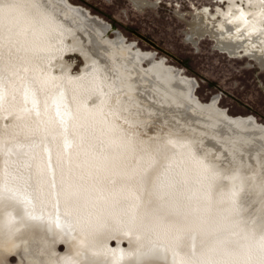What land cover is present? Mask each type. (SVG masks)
<instances>
[{
  "label": "rangeland",
  "instance_id": "rangeland-1",
  "mask_svg": "<svg viewBox=\"0 0 264 264\" xmlns=\"http://www.w3.org/2000/svg\"><path fill=\"white\" fill-rule=\"evenodd\" d=\"M151 1L158 6L141 12L132 0H65L70 18L83 11L99 22L93 41L111 51L118 80L133 82L118 94L141 83L138 57L147 56L191 81L199 104L216 97L224 118L252 120L244 130L264 139V58L258 66L187 36L194 14L207 7L217 17L233 14L238 0ZM247 2L239 4L248 9ZM4 10L14 15L0 6V17ZM22 23L0 34V264H264V151L244 156L245 135L220 136L166 113L120 118L93 138L73 137L84 125L65 128L74 125L62 102L51 104L62 122L38 109L90 61L65 54L70 75L51 87L40 82L52 51L25 44ZM153 69L159 89L167 86ZM25 85L49 91L25 104L21 118H9L10 94ZM91 116L80 119L88 126ZM105 141L108 150L93 146Z\"/></svg>",
  "mask_w": 264,
  "mask_h": 264
},
{
  "label": "bare ground",
  "instance_id": "bare-ground-1",
  "mask_svg": "<svg viewBox=\"0 0 264 264\" xmlns=\"http://www.w3.org/2000/svg\"><path fill=\"white\" fill-rule=\"evenodd\" d=\"M234 1L236 0H232V2ZM239 1L233 4V14L225 13L223 17L220 15L217 17L208 7L198 14H194L192 20L188 21L187 36L195 46L199 40L206 38L215 44L220 53L227 54L232 58H247L258 65L260 59L264 58V0H255L253 7L252 0H250L249 3L247 2L250 4L247 5L248 9L244 5L240 6ZM243 1L245 2V0ZM132 2L134 7L141 12L149 7L156 8L158 6L156 1L151 0H132ZM0 6L14 12L12 16L5 10L2 12L6 15V19L0 17V34L16 24L20 27L24 26L22 23L24 22L27 23L22 33L24 43L52 51L46 56L45 75L42 78L39 77L40 82L45 81L51 87L56 85L58 79L63 80L70 75L63 63L65 54L75 53L82 60L90 61V64L82 68L77 76L67 81L61 93L54 97L50 96L47 103L38 109L39 113H44L59 122L69 118L68 121L74 125L70 126L68 123H64L65 128H69V131L76 125H84V129L75 132L73 137L86 134L93 138L96 135L91 134L99 133V126L104 125L107 128L120 118L147 115L161 117L162 113H166L180 116L187 124H205L215 129L220 136L245 135L247 138L242 143L244 156H250L256 151H264V139L255 138L256 132L244 130L253 125L252 120L245 119L239 123L227 120L215 107L216 97L208 104H199L192 97L194 85L191 81L184 80L185 78L181 79L177 74L172 76L171 74H175V71L170 74L168 70L155 64L150 57H138L140 69L135 80L141 83L135 84L133 87L135 90H126L118 94L117 91L122 89L120 86L127 85L130 88L133 82L118 80L119 76L114 72L113 65L110 66L111 51L101 40L99 43L93 41L99 22L88 18L83 11L76 18H70L72 13L65 0H0ZM15 15L22 17V22L17 17H13ZM7 19L15 20L16 24L9 23ZM117 38L120 37L117 36ZM89 40L92 41L89 42ZM142 61L149 64V70L141 69ZM101 65L103 67H100ZM154 66L159 71L161 70L165 76V85L167 86H161V89H159L160 85L156 84V78L153 77L154 73L156 74ZM54 71L59 72L62 78H56ZM150 79L153 80L150 81ZM48 91L45 89L34 90V85H25L19 88L16 86L9 97V100L13 102L11 104L14 110L7 116H12L15 113L18 118H21L26 112L24 105L33 102L32 100L36 98H44ZM88 100L92 101V105H95L94 108H87V106H91L87 104ZM52 101L62 102L65 106L64 113L67 115L65 119H63L64 114L51 106V104L55 105ZM55 113L57 115L60 113L61 118L57 119ZM83 113L92 114L90 118L85 119L88 126L80 119ZM26 116H29L28 112ZM216 117L218 120H215ZM19 125L22 127V122H19ZM37 126H40L41 129L43 124L40 125L39 122ZM94 141L99 142L100 140ZM93 146L99 147L98 150L110 148L107 141L93 144Z\"/></svg>",
  "mask_w": 264,
  "mask_h": 264
}]
</instances>
